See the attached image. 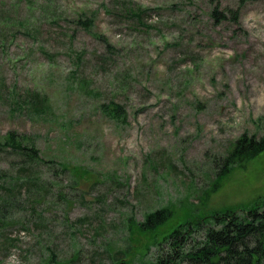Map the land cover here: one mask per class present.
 <instances>
[{
    "label": "rangeland",
    "instance_id": "1",
    "mask_svg": "<svg viewBox=\"0 0 264 264\" xmlns=\"http://www.w3.org/2000/svg\"><path fill=\"white\" fill-rule=\"evenodd\" d=\"M9 131L45 163L0 161V264L187 251L205 227L173 249L176 226L262 207L264 151L220 178L213 161L264 135V0H0V141ZM157 210L168 218L139 230Z\"/></svg>",
    "mask_w": 264,
    "mask_h": 264
},
{
    "label": "trees",
    "instance_id": "2",
    "mask_svg": "<svg viewBox=\"0 0 264 264\" xmlns=\"http://www.w3.org/2000/svg\"><path fill=\"white\" fill-rule=\"evenodd\" d=\"M233 18L236 19V12ZM212 17L221 22L225 15L217 8L211 11ZM80 22V21H78ZM82 24V23H81ZM89 28L90 24L84 25ZM31 96V95H30ZM34 98H39L37 93ZM41 101L35 107H39ZM105 111L113 117H121L120 107L109 103L104 105ZM264 151V135L260 137L248 136L242 133L233 143L232 148L222 157H214L216 178L225 176L231 166L246 159H252ZM16 158L27 165L45 163L40 158L34 137L30 134L7 132L0 141V161ZM61 168V165H59ZM55 169V168H54ZM52 169L51 171H54ZM3 172L0 171V175ZM254 208L238 214L234 210L214 213L210 217L201 216L197 221H188L176 226L165 237L173 249H182L187 237L194 231L203 229L202 240L194 243L187 251H179L166 258L159 256L153 264H263L264 262V199ZM165 210V209H164ZM153 211L146 215L143 222L138 224L141 231H152L168 218V212ZM207 218V219H206ZM189 243V241H187ZM113 264H132L126 262L119 253Z\"/></svg>",
    "mask_w": 264,
    "mask_h": 264
}]
</instances>
